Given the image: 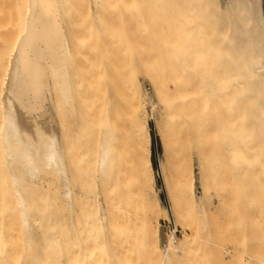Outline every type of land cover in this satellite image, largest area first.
<instances>
[{
	"label": "rangeland",
	"instance_id": "374dc122",
	"mask_svg": "<svg viewBox=\"0 0 264 264\" xmlns=\"http://www.w3.org/2000/svg\"><path fill=\"white\" fill-rule=\"evenodd\" d=\"M184 1L105 0L98 17L70 19L78 21L71 25L79 33L73 48L74 59H79L75 61L79 111L74 116L61 109L54 112L70 168L75 212L66 206L56 168L42 172L36 184L24 183L34 222V245L28 250L16 202L10 187L2 184L5 172L0 166V242L7 243L1 264H162L161 240L159 251L154 250L148 227L152 217L146 195L158 197L162 206L157 213L160 233L175 232L174 245L185 244L184 251L172 254L175 257L167 264H264V114L260 112L264 91L253 90L251 98L261 107L252 114V123L257 125L254 146L257 155L262 153V164L244 172L251 185L239 171L230 169L219 178L225 185L218 187L211 172L202 178L199 170L200 152L208 156L210 146L202 149L195 141L184 143V131L171 133L163 103L153 89L149 62L183 61L182 30L199 28L198 18L187 22L183 16L184 4L194 14L196 2ZM26 3L0 0L4 69L21 32ZM73 4L81 11H91L93 6L91 0H73ZM3 71L0 67V80ZM138 105L139 118L134 114ZM204 114L206 122L212 123L229 113L216 106ZM142 124L151 137L153 190L141 189L136 177V142L145 130ZM105 131L112 134L114 150L107 174L99 166ZM185 160L195 175L191 190L181 184ZM102 207L109 218L107 229L100 221Z\"/></svg>",
	"mask_w": 264,
	"mask_h": 264
},
{
	"label": "bare ground",
	"instance_id": "6f19581e",
	"mask_svg": "<svg viewBox=\"0 0 264 264\" xmlns=\"http://www.w3.org/2000/svg\"><path fill=\"white\" fill-rule=\"evenodd\" d=\"M91 1L97 11L104 9L106 4L105 0ZM194 1L195 15L190 14L191 6L188 8L187 3L183 16L187 22L190 17L198 18L199 28L185 26L182 30L184 44L179 49L183 61H151L149 75L163 103L170 132L184 131V143L195 141L202 149L210 146L208 156L200 152L199 170L202 178L211 172L213 185L221 187L225 183L219 178L224 172L235 169L245 178L244 172L262 164V153L257 155L254 146L257 125L252 123V114L261 107L251 98L253 90H260L261 94L264 91V0ZM68 4L69 0H27L26 18L5 69L0 64L4 70V78L0 80L3 86L0 138L3 137L5 144L7 142L3 149L5 154L8 151L5 160L9 192L15 199L26 247L30 251L34 245V222L24 183L36 184L42 172L56 168L66 206L72 214L75 212L70 168L55 133L56 116L53 114L55 109L73 116L78 111L73 53L65 40L61 19L53 15L56 10L61 13L59 9H65ZM206 17L209 18L207 23ZM216 106L229 114L211 119L212 123L206 122L204 113ZM138 109L134 114L139 118L142 111L139 105ZM260 112L264 114V108ZM141 126L145 130L140 133L143 136L136 133L139 135V138L136 136L139 142H136L139 150L136 177L141 189L153 190L151 137L147 127ZM112 138L111 132L105 131L101 139L99 166L104 174L108 173L113 161ZM163 145L166 147V140ZM162 173L165 178L163 166ZM244 180L246 183L248 179ZM194 181V172L185 160L181 184L184 189L191 190ZM247 183L251 185L252 182ZM145 205L152 217L148 227L154 250L159 251L161 240V263L167 264L174 259L175 253L184 251L185 244L174 245L175 232L169 236L160 233L157 213L160 214L162 206L158 197L146 195ZM100 221L105 229L109 227L103 207ZM6 245L0 242V255L4 254Z\"/></svg>",
	"mask_w": 264,
	"mask_h": 264
},
{
	"label": "crops",
	"instance_id": "0c3cea01",
	"mask_svg": "<svg viewBox=\"0 0 264 264\" xmlns=\"http://www.w3.org/2000/svg\"><path fill=\"white\" fill-rule=\"evenodd\" d=\"M65 7H66L65 9L64 8L59 9V11H61V13L56 10V12L59 14V17H57L58 15H57L56 12H55L56 15L53 13V11H55V10H53L51 12L53 13L54 17L61 19L60 20V23L62 22L61 23L62 24L61 25V28L64 29L63 32L65 34V40L68 41L67 43L69 44V48H70V50L73 53L74 46H77L78 45V42H79V33L77 31V28H74L71 24L74 23V22L75 23H78V21H72L70 19H72V18H79V17H88L89 14H91L92 16L98 17V15L100 14V12H99V10L97 11L96 9H94L93 6H92V10L91 11H88V10L81 11L79 9H76L75 8V5L73 4V0H69V4L68 5H65ZM52 13H49V14H51V17L53 16ZM80 14H82V15H80ZM25 18H26V16H25ZM24 19L22 20V22L24 21ZM81 40L82 41L83 40L84 41H87V37H83ZM71 61H74V68H75V72H74V82H75L76 87H77L76 88V96L78 98L77 100H79L78 85L80 83L78 82V80H76V74L78 72V68L75 66V61H79V59L78 58L74 59V54H73V58L71 59ZM82 81L83 80H81V82ZM2 95H3V86H2ZM77 103H78V101H77ZM77 110L79 111V105H78V109ZM78 111H77V114H78ZM53 114L55 115V112ZM67 115H69V114H67ZM54 118H56V117H54ZM55 120L56 121H55V126H54L55 128L54 129L58 132L57 133L55 131V133L57 134L56 135L57 138L59 136V138H58L59 140L58 141H59V145H60V147L62 149L63 136H62L61 126H60L59 120L57 118ZM2 138H0L1 139L0 140V166L2 167V169H4V172H5L4 173V176L2 175V184H4V186L6 188L7 187L9 188V185H8V182H9V179H8L9 178V172H8V167L6 166L7 165V163H6L7 159L5 160V156L8 154V151L6 152L7 154H5L4 153V149H3V147L7 146V142L5 141L6 142V144H5L3 142V139ZM1 142H2V144L4 143L5 145L4 144L2 145ZM64 148L65 147L63 145V150H64L63 153L65 155L66 154V149H64ZM5 150H6V148H5ZM6 157H8V155ZM66 160H67V157H66ZM8 191H10V190H8Z\"/></svg>",
	"mask_w": 264,
	"mask_h": 264
}]
</instances>
